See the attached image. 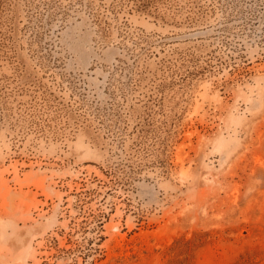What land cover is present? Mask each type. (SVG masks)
Returning a JSON list of instances; mask_svg holds the SVG:
<instances>
[{"label":"rangeland","instance_id":"obj_1","mask_svg":"<svg viewBox=\"0 0 264 264\" xmlns=\"http://www.w3.org/2000/svg\"><path fill=\"white\" fill-rule=\"evenodd\" d=\"M0 264H264V0H0Z\"/></svg>","mask_w":264,"mask_h":264}]
</instances>
